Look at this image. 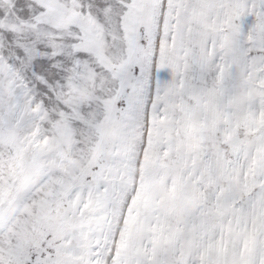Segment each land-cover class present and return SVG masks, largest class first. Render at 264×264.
<instances>
[{"label":"snow or ice","instance_id":"1","mask_svg":"<svg viewBox=\"0 0 264 264\" xmlns=\"http://www.w3.org/2000/svg\"><path fill=\"white\" fill-rule=\"evenodd\" d=\"M0 264H264V0H0Z\"/></svg>","mask_w":264,"mask_h":264}]
</instances>
